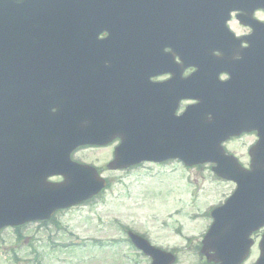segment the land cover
Returning a JSON list of instances; mask_svg holds the SVG:
<instances>
[{"label": "water", "instance_id": "1", "mask_svg": "<svg viewBox=\"0 0 264 264\" xmlns=\"http://www.w3.org/2000/svg\"><path fill=\"white\" fill-rule=\"evenodd\" d=\"M172 1L175 9L171 12ZM112 2L113 0H49L47 4L39 0H28L30 6H26L25 0H0V95H13L16 93V87H21L20 85L26 88L40 85V90L33 92L32 97L34 99L42 97V103L46 104V123L49 121L47 116L49 108L63 100L75 105L78 115L85 119L80 125H85V130L89 124L87 119L91 116L89 112L93 110L92 120L95 129L87 130L85 135L88 139L100 137L101 139L96 142L98 144L108 142L115 135L119 136L122 144L116 149L112 162L117 167L142 158H151L137 156L139 154L130 151L125 143L126 138L118 132L122 129L123 121L129 116L132 100H135V91L138 93L139 87L144 88L143 82L152 74L162 71L152 68L159 53L153 50L152 44H149L151 37L162 41L163 44L195 48L199 45L198 40H203L200 35L211 15L209 16V10L201 7L199 0H114L113 4ZM107 6H111V12L105 13ZM128 6L125 14L112 13ZM227 11L229 8L220 12L219 22ZM180 16L185 20L190 19V33L186 40H183L176 28L171 31ZM113 26L116 27L111 32V37L122 39L121 46L126 49L122 57L96 52L107 47L104 42L96 41L97 35L106 29L110 30L109 27ZM218 36L208 39V42L217 41L213 48L239 45V41L228 40L229 37L223 29ZM238 53L239 50H236L234 55ZM108 57L117 64L115 68L105 66L109 63L106 60ZM89 64L96 67L92 66L94 69H91L88 67ZM245 68L249 69L250 75L243 81L249 84L251 90L257 92L259 86L264 87V65H250ZM113 72L115 73L112 80L117 84L119 92L125 93V96L118 98L102 96L90 101L88 97L90 85L102 87L99 81L106 79ZM43 83L47 84L41 85ZM229 84L230 82L227 86ZM149 101L145 99L144 103ZM65 111L66 107L61 106L58 113ZM40 116L45 117V114L40 113ZM181 120L182 122L174 117L170 118V123L164 131L169 144L175 141L178 133L182 134L188 130L194 132L193 125L197 119L189 117ZM196 138L197 136L194 145H188L185 139L179 138V151L175 149L167 154L179 157L187 165L214 161L220 155L218 143L222 137L215 140L212 157L198 148ZM158 142L161 140L156 139L155 143ZM68 152L69 149L66 152V159ZM70 166L77 167L72 164ZM262 169L264 165L260 167L252 165L250 171H244L238 167L227 168L225 163H218L213 168L218 176L237 181L239 191L262 190L261 185H264V181L253 176L255 171ZM80 172L88 174L93 181L97 180L90 168H82ZM69 178L66 176L65 181ZM257 184L259 185L255 186ZM89 195L90 193L81 195L76 192L71 195L73 196L71 200L68 197L61 199L60 202L74 203ZM50 205L58 204L52 202ZM214 229L213 226L210 232ZM137 243H140L139 246L145 245L142 240H138Z\"/></svg>", "mask_w": 264, "mask_h": 264}, {"label": "rangeland", "instance_id": "2", "mask_svg": "<svg viewBox=\"0 0 264 264\" xmlns=\"http://www.w3.org/2000/svg\"><path fill=\"white\" fill-rule=\"evenodd\" d=\"M230 25L236 34L247 32L235 20ZM252 138L244 136L228 143V148L246 161ZM114 145L115 141L105 147H85L72 155L97 167L108 187L88 202L57 213L52 222L25 224L19 229L20 239L8 228L0 230V264H147L126 241L128 229L181 245L183 235L202 232L209 222L205 211L232 187L215 180L208 165L184 171L174 162L144 163L129 171L107 169ZM96 240H102L103 247L97 249ZM256 243L254 239L250 246L253 254ZM201 259L189 246L179 252L176 264H199Z\"/></svg>", "mask_w": 264, "mask_h": 264}, {"label": "bare ground", "instance_id": "3", "mask_svg": "<svg viewBox=\"0 0 264 264\" xmlns=\"http://www.w3.org/2000/svg\"><path fill=\"white\" fill-rule=\"evenodd\" d=\"M57 130H58V132L63 133V134L66 136V138L69 139V135H68V134H67L62 128L58 127ZM68 145H70V142H68ZM52 146H54V145L52 144ZM52 156H54L55 161L58 160L57 164H59L60 161H61V159H62L61 156H60V154L57 153V152H53V153H52ZM17 157H18V154L15 153V152H10V151H8V150H6V149H0V160H1L2 162L11 163V164H10V167H12V168H16V166H17V164H18L17 161L14 162V160H16ZM32 157H33V156H32ZM30 166H31V167H35V168L37 167V171L39 172V173H37V175H38L39 177H42V174L44 173V171H43L42 166H40V165L37 163V161H31V165H30ZM16 182H17V179L14 178V180L12 181V185H10L9 187H10L15 193H20L21 188H20L18 185H17V186L15 185Z\"/></svg>", "mask_w": 264, "mask_h": 264}, {"label": "flooded vegetation", "instance_id": "4", "mask_svg": "<svg viewBox=\"0 0 264 264\" xmlns=\"http://www.w3.org/2000/svg\"><path fill=\"white\" fill-rule=\"evenodd\" d=\"M259 235H260V232H257L253 235V239H257L259 238ZM258 255V249H257V243H256V246H255V254H253V252H251V249H250V254H249V257L248 259L245 261V264H253L254 260L256 259ZM201 259V257H200ZM204 264V263H202Z\"/></svg>", "mask_w": 264, "mask_h": 264}]
</instances>
